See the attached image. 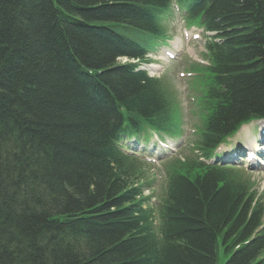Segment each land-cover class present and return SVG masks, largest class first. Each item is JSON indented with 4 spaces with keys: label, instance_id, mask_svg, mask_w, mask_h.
I'll return each mask as SVG.
<instances>
[{
    "label": "trees",
    "instance_id": "trees-1",
    "mask_svg": "<svg viewBox=\"0 0 264 264\" xmlns=\"http://www.w3.org/2000/svg\"><path fill=\"white\" fill-rule=\"evenodd\" d=\"M171 1L0 0V264H217L220 248L224 264H264L262 210L236 174L178 163L151 207L144 162L122 149L171 121L161 82L114 63L144 59L132 31L160 35ZM174 1L215 32L205 156L264 111V0ZM73 230L86 250L66 246Z\"/></svg>",
    "mask_w": 264,
    "mask_h": 264
},
{
    "label": "rangeland",
    "instance_id": "rangeland-1",
    "mask_svg": "<svg viewBox=\"0 0 264 264\" xmlns=\"http://www.w3.org/2000/svg\"><path fill=\"white\" fill-rule=\"evenodd\" d=\"M182 13V9L178 13H175L173 9H170L161 19L160 24L163 30V24L167 19H173L176 17L175 21H180L178 24L183 22L185 25L187 24V19L185 18L184 14L181 15V19L178 15ZM178 16V17H177ZM176 31V26L174 28ZM129 33V32H127ZM174 33V32H173ZM132 34L135 35V38L139 41H143V43L148 47L149 50H152L156 41L152 39L149 35L140 33L137 31H132ZM177 35V33H176ZM175 35V36H176ZM166 36H172V34H168ZM203 40H191L189 43H182V51L178 53L175 57V60L168 61L169 63L162 65L159 64L160 70L152 71L149 68L147 69L149 74L157 76L164 82L166 85L169 86L171 90L173 102L172 111L176 110L179 113L180 117V126H182V134L178 136L177 139L180 141L177 142L174 140L175 143H171L169 145L166 141L167 138L164 139L163 142L165 143L164 148L165 150H161L160 152L162 155L167 156L164 159L159 158H152L147 159L145 161V169H144V176L142 181L145 179V183L151 185V188L148 190L145 189L143 195L150 197V201L152 203V207L157 205L162 194H163V186L165 181V174L168 169L177 168V164L182 162L192 156V146L195 147L196 142L199 139V132L202 126V107L199 106V102L203 97L204 94V84L197 82L196 84L191 83L192 78L194 75L200 78L199 75L203 73V67L206 64L204 59V51L202 50L203 47ZM165 66V67H164ZM204 98V97H203ZM204 101V100H203ZM258 125L257 122H254L248 126H246V131L241 135L235 136L232 140L235 142L238 141H245L248 146V142L253 140L254 130H257ZM244 145L241 144L240 147ZM241 151V150H240ZM239 150H235L234 146H232V154L231 159L235 163L236 166L242 167L245 169L246 174H239L241 172L236 173L238 179H241L248 187L250 194L253 196L254 200L260 202L264 205V162L256 163L254 166L251 167L245 161H239L237 153L240 152ZM166 152V153H165ZM169 157L171 158H178L179 161L175 163L169 162ZM238 171V170H236ZM139 180L135 185L140 184ZM157 201V202H156ZM154 209V208H153ZM226 256L222 253L220 248L218 253L217 264H224Z\"/></svg>",
    "mask_w": 264,
    "mask_h": 264
},
{
    "label": "bare ground",
    "instance_id": "bare-ground-1",
    "mask_svg": "<svg viewBox=\"0 0 264 264\" xmlns=\"http://www.w3.org/2000/svg\"><path fill=\"white\" fill-rule=\"evenodd\" d=\"M202 7L203 6H201V8ZM121 56H117L115 58V60H114L115 64H118L117 62L119 61V59L121 61H126L128 59L126 57V55H123L124 57L120 58ZM148 68L153 71V70L157 69L158 66H156L154 64H151V65L148 66ZM114 104H116V106L120 105V108L117 109L116 111L117 112L120 111L119 113H120V119H121L124 116L125 112H126L125 110H123L125 108H124V106L122 107V105H121L122 102L119 99L114 98ZM259 119H260V121L257 122L258 123V128H257V131L255 133V141L252 140L251 143H253V146L255 147V152L257 154H263L264 148H262V147H264V111H262V113H260ZM109 124H110L111 127H113L114 124H115V121H111V122H109ZM140 146L142 147V150L144 152H146V148L144 146H142V145H140ZM248 150H249V154L248 155L252 156L254 154L253 153L254 150L253 149L250 150V148ZM153 223L156 224L157 220L156 219L153 220ZM86 235H87L86 232L83 233L81 231H74V230L71 231V233L66 234V240H67V243H68V244H66V246L67 247L70 246L73 249L83 248V249L86 250L87 246L81 247V246L87 244V236ZM245 240L248 243L251 240V236L248 237ZM156 246L159 248L158 245H156Z\"/></svg>",
    "mask_w": 264,
    "mask_h": 264
}]
</instances>
